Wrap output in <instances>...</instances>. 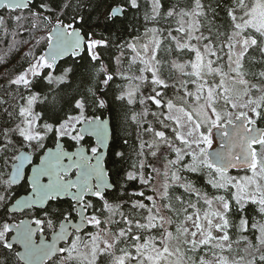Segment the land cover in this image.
Returning <instances> with one entry per match:
<instances>
[{
	"label": "snow or ice",
	"instance_id": "1",
	"mask_svg": "<svg viewBox=\"0 0 264 264\" xmlns=\"http://www.w3.org/2000/svg\"><path fill=\"white\" fill-rule=\"evenodd\" d=\"M92 4L0 0V264L17 244V264H264V0H144L143 34L123 41L82 30ZM68 55L88 64L75 88L73 67L56 73ZM116 78L114 100L139 105L124 150L89 115ZM22 179L31 191L14 199ZM32 209L43 218L10 215Z\"/></svg>",
	"mask_w": 264,
	"mask_h": 264
},
{
	"label": "trees",
	"instance_id": "2",
	"mask_svg": "<svg viewBox=\"0 0 264 264\" xmlns=\"http://www.w3.org/2000/svg\"><path fill=\"white\" fill-rule=\"evenodd\" d=\"M141 2V9L139 11L129 9L127 7V0H93V4L91 7H86L84 9V12L86 14V20L87 23L83 25V31H90L93 28H95L97 31H104L105 35L108 34L110 31L113 33L114 37H119L121 41L123 40H130L133 35L143 34L144 32V21H143V12H144V0H140ZM165 5L167 6L168 0H163ZM35 4L39 3V0H34ZM120 6L124 7L126 9L125 14L122 16H117L115 18L114 23H110L109 27L104 28L102 25L97 23V17L99 16L100 20L102 21L105 16H107L108 12L111 11L112 7ZM3 11V10H0ZM77 27H81L80 24H77ZM138 30V32H137ZM25 38L27 39V35L25 34ZM46 46V42L40 45L39 50H43V48ZM23 51H27L25 48ZM23 51L17 54H14L12 56H9V60L11 61L9 65V71H11L13 68L16 70H20L22 66L26 67V63L21 57L23 56ZM2 54V53H0ZM118 54L116 50L109 49L107 52L104 53V60L105 62L109 63L112 67L115 66L114 60L112 57L114 55ZM83 56H87L86 51L82 53ZM57 69L56 73L58 74L64 67H73L77 72V81L73 84V88L76 87V85L79 83V75L83 74L87 67V61L81 60L79 57L73 58L71 55L66 58H63L59 60L57 63ZM2 70V68H0ZM127 82L124 80H121L119 78H116L115 81L112 83L111 88L107 89V95L104 97L106 100V107L103 109H92L89 112V115H108L109 120L111 123V128L115 127V143L114 146L116 147V150H124L120 147L121 140L120 137L124 136L125 132V126L122 123L123 120V113L127 110L129 107L139 109V105L134 106H121V103L114 100V94H118V85H124ZM65 92L68 96L72 94V89H65ZM60 95H64V93H61ZM40 110L39 108L37 109ZM128 131H133V129L129 128ZM134 135V134H133ZM106 166L109 168H112L115 170L116 168L120 167L118 164H112L109 162V156L106 155L105 157ZM200 183L203 184L204 180L203 178L200 179ZM209 190L210 189V186ZM15 188V195L20 193L21 191H24L27 187L23 184H19L14 186ZM53 206H59L63 208H67L70 204L66 199L59 200V201H52L49 202ZM4 210L0 209V216L3 215ZM29 215L37 216L43 218V213H37V210L35 209L33 212L29 211ZM12 215V214H10ZM49 230H46V232ZM10 256L13 257L12 264H17L18 258L15 257V248L12 252L9 253Z\"/></svg>",
	"mask_w": 264,
	"mask_h": 264
},
{
	"label": "flooded vegetation",
	"instance_id": "3",
	"mask_svg": "<svg viewBox=\"0 0 264 264\" xmlns=\"http://www.w3.org/2000/svg\"><path fill=\"white\" fill-rule=\"evenodd\" d=\"M70 56V55H69ZM64 58H66V57H64ZM63 59V58H62ZM59 62V61H58ZM57 62V63H58ZM96 116H99L100 118H104L105 116H108L107 114L106 115H96ZM109 117V116H108ZM110 119V118H109ZM109 122H110V120H109ZM110 128H111V123H110ZM112 129V128H111ZM90 142L91 143H94V138H92L91 140H90ZM73 142H70V141H67L66 143H65V148L67 149V150H69V151H72V150H75V148L74 147H70V145L72 144ZM48 146H53V144H49ZM106 157V156H105ZM33 162L34 163H37L38 162V159H37V157H33ZM105 163H106V161H105ZM25 168H26V172H27V175H29V172H30V170H31V166L30 165H25ZM70 176L72 177V178H75V172H72V173H70ZM19 184H23L24 186H26L27 188L24 190V191H21L20 193H18L17 195H15V197H17V196H19L20 194H23V193H26V192H28L29 190H30V185L25 181V180H21L17 185H19ZM14 186H16V185H14ZM15 197H14V199H15ZM64 199H66L68 202H70L71 203V201L68 199V198H64ZM94 199V198H93ZM35 209H32V210H21V211H15L14 213H11L12 214V216H13V218H14V222H18L20 219H22L24 216H27V217H31V218H35L36 216H32V215H29L28 213H29V211H34ZM40 218H42V217H40ZM51 234V230H49V231H47L46 232V237H49V235ZM39 235V232H37V234H36V237ZM18 247V245H16L15 246V252H16V250L18 249L17 248Z\"/></svg>",
	"mask_w": 264,
	"mask_h": 264
},
{
	"label": "water",
	"instance_id": "4",
	"mask_svg": "<svg viewBox=\"0 0 264 264\" xmlns=\"http://www.w3.org/2000/svg\"><path fill=\"white\" fill-rule=\"evenodd\" d=\"M115 7H120V6H115ZM112 8H114V7H112ZM44 48H46V46H45ZM44 48H43V49H44ZM65 57H67V56H65ZM68 57H69V55H68ZM63 58H64V57H63ZM101 119L109 121V117H108V116H105L104 118H101ZM109 127H110V122H109ZM110 130H111V128H110ZM49 147H54V145H53V146H49ZM72 151H75V150H72ZM37 163H38V162H37ZM29 175H31V170H30V172H29ZM30 191H31V188H30V190H29L28 192L23 193V194H20L19 196L15 197V199H19V198H21V197L27 195ZM13 203H14V200L9 204V208L12 207V204H13ZM20 211H21V210H20ZM22 219H29V217L24 216ZM33 227H35V225H33ZM14 234H15V232H14V230H13L12 233L10 234L9 238H11V235H14ZM40 237H41V233H39V235H38L37 237H36V235H35V236L33 237V239H39ZM45 238L50 239V238H51V234L49 235V237H46V236H45ZM17 245H18V244H17ZM17 248H18V249H17L16 251H20V252L23 251V247H22L21 245H18Z\"/></svg>",
	"mask_w": 264,
	"mask_h": 264
},
{
	"label": "rangeland",
	"instance_id": "5",
	"mask_svg": "<svg viewBox=\"0 0 264 264\" xmlns=\"http://www.w3.org/2000/svg\"><path fill=\"white\" fill-rule=\"evenodd\" d=\"M127 85V83L126 84H124L123 86H126Z\"/></svg>",
	"mask_w": 264,
	"mask_h": 264
}]
</instances>
